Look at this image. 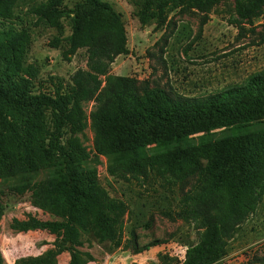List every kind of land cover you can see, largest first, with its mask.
Masks as SVG:
<instances>
[{
  "label": "trees",
  "instance_id": "1",
  "mask_svg": "<svg viewBox=\"0 0 264 264\" xmlns=\"http://www.w3.org/2000/svg\"><path fill=\"white\" fill-rule=\"evenodd\" d=\"M18 1L0 0V181L11 184L9 192H31L37 206L60 218L42 219L32 214L25 219L13 218L11 227L18 232L47 230L55 235L52 249L22 259L23 264H57V257L65 251L70 253L67 264H87L93 256L81 248L83 232L92 229L102 240L115 238L112 213L125 206L109 200L99 187L94 172L85 166L87 154L77 136L88 125L87 103H95L90 117L99 149L127 159L134 170L166 163L159 154L150 158L143 154L150 145L166 147L191 134L264 119V70L241 84L194 99L173 97L159 86L142 88L131 76H110L103 85L100 75L106 73L109 63L130 53L123 16L107 0H77L72 8L64 6V0H47L32 7L38 20L51 27L60 28L61 19L70 18L66 53L73 55L86 47L89 63L88 70L78 69L73 74L70 87L59 85L51 92L34 93L38 69L33 64L24 65L31 35L11 23ZM174 1L141 0V22L147 23L156 13L158 26L164 27L165 10ZM222 1L191 0V4L205 12ZM234 1L238 17L230 22L240 29L245 21L264 13V0ZM207 19L205 15L204 23ZM62 40L57 36L50 44L57 47ZM242 156L238 152V181L218 212L207 219L200 240L186 248L178 264H215L226 255L236 229L256 212L257 201L264 196V171L263 180L249 186L242 177ZM41 169L47 170L48 177L34 180L33 174ZM162 170L173 172L174 164L167 163ZM200 175L203 180L204 170ZM219 189L214 185L195 195L186 194L184 214L197 213ZM5 195L0 189V221L6 208ZM150 246L152 243L146 248ZM0 264H6L1 249Z\"/></svg>",
  "mask_w": 264,
  "mask_h": 264
},
{
  "label": "rangeland",
  "instance_id": "2",
  "mask_svg": "<svg viewBox=\"0 0 264 264\" xmlns=\"http://www.w3.org/2000/svg\"><path fill=\"white\" fill-rule=\"evenodd\" d=\"M46 1L19 0L11 19L13 26L31 35L24 65L33 64L38 69L33 79L34 93L51 92L59 85L70 87L78 69H89L86 47L73 55L66 53L71 19L63 17L60 28L51 27L31 11ZM76 1L64 0V6L72 8ZM107 1L123 16L130 53L118 55L109 63L106 73L100 75L103 85L110 76H131L142 88L159 86L173 97L194 99L241 84L264 70V13L245 21L240 29L230 22L238 17L234 0H223L205 12L192 7L191 0H175L168 4L166 24L161 28L156 13L147 23L141 22V0ZM57 36L63 40L53 47L50 42ZM94 104L85 105L88 125L77 135L87 154L85 166L94 172L108 199L125 207L112 213L115 238L102 240L92 229L83 232L81 248L93 256L87 264H178L186 248L200 240L207 219L218 212L238 181V152L243 155L245 182L252 186L263 180L264 119L191 134L166 147L150 145L143 154L147 158L159 154L166 163L134 170L127 159L99 149L90 117ZM167 163L174 164L173 172L162 170ZM32 177L44 180L48 172L41 169ZM10 185L0 181V189L6 193L0 249L6 264H23L22 259L52 249L55 235L47 230L18 232L11 227L13 218L25 219L29 214L42 219L60 218L37 206L31 192H9ZM214 185L220 189L210 201L202 203L197 213L184 214L186 194L195 195ZM257 202L256 212L236 229L226 255L215 264H264V196ZM162 256L167 259L161 260ZM69 260L70 253L65 251L57 257V264Z\"/></svg>",
  "mask_w": 264,
  "mask_h": 264
}]
</instances>
